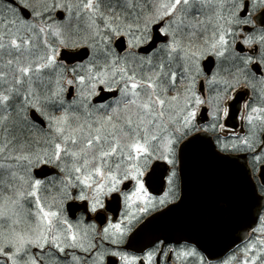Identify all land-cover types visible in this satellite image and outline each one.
I'll list each match as a JSON object with an SVG mask.
<instances>
[{
    "label": "snow or ice",
    "instance_id": "6c2138e0",
    "mask_svg": "<svg viewBox=\"0 0 264 264\" xmlns=\"http://www.w3.org/2000/svg\"><path fill=\"white\" fill-rule=\"evenodd\" d=\"M0 264H264V0H0Z\"/></svg>",
    "mask_w": 264,
    "mask_h": 264
},
{
    "label": "water",
    "instance_id": "95a60500",
    "mask_svg": "<svg viewBox=\"0 0 264 264\" xmlns=\"http://www.w3.org/2000/svg\"><path fill=\"white\" fill-rule=\"evenodd\" d=\"M213 147H215L213 145ZM206 170L210 172H222V166L208 160L204 163ZM247 169L245 161H237L236 164L232 165L228 171V175L231 178H235L237 175H242L243 172ZM249 179V177H248ZM252 185V184H251ZM198 185L190 190L189 199L179 209H175L171 212H167V209L164 211L167 212L165 216H160L159 212L153 214L158 217L153 223L142 233L138 238L142 239V242H146L148 238H151L155 235H159L162 238L169 239H179L180 237H190L193 241L200 239L203 233L195 226V213L201 207L214 206L212 202H209L208 205H204L199 199V195L196 189ZM215 203H219L222 206L223 210V222L218 221L220 225H229V227L219 233L217 240L212 245V250L214 252H220L225 246L230 243L232 238H235L233 228L237 224L239 227L242 222H238L237 218L233 215L234 201L230 194L225 192L217 193L214 198ZM169 208H173V205H169Z\"/></svg>",
    "mask_w": 264,
    "mask_h": 264
},
{
    "label": "flooded vegetation",
    "instance_id": "af4514ba",
    "mask_svg": "<svg viewBox=\"0 0 264 264\" xmlns=\"http://www.w3.org/2000/svg\"><path fill=\"white\" fill-rule=\"evenodd\" d=\"M238 124V121L236 122ZM250 178H251V182H252V185L254 187H257L259 186L260 184V176H259V173L257 172V174L253 175L250 173ZM155 194V193H154ZM223 210L222 212H218L217 213V220L218 221H221L223 222L222 218H223ZM233 232H234V235L235 236H239V235H242V232H243V229H242V226L239 227V225L237 224L236 226H234L233 228ZM142 242V239H139L138 240V243H141ZM132 249H129V251H131Z\"/></svg>",
    "mask_w": 264,
    "mask_h": 264
}]
</instances>
